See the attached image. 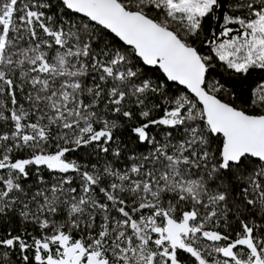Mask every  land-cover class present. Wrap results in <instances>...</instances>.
I'll return each instance as SVG.
<instances>
[{
    "label": "snow or ice",
    "instance_id": "obj_1",
    "mask_svg": "<svg viewBox=\"0 0 264 264\" xmlns=\"http://www.w3.org/2000/svg\"><path fill=\"white\" fill-rule=\"evenodd\" d=\"M0 264H264V0H0Z\"/></svg>",
    "mask_w": 264,
    "mask_h": 264
}]
</instances>
